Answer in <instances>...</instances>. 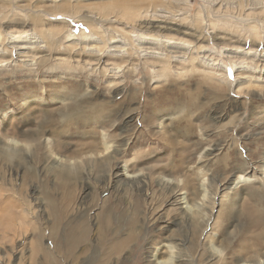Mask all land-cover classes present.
<instances>
[{"label": "rangeland", "instance_id": "1", "mask_svg": "<svg viewBox=\"0 0 264 264\" xmlns=\"http://www.w3.org/2000/svg\"><path fill=\"white\" fill-rule=\"evenodd\" d=\"M39 1L0 0V31L35 32L42 41L21 54L0 45V197L17 205L9 214L0 210V264H156L170 255L179 256L174 264H264V99L238 90L249 77L264 81V0H71L55 12ZM118 2L126 14L113 9ZM38 14V23L28 18ZM82 30L108 42L113 34L127 50L97 64L80 53ZM142 33L186 50L154 45L147 50L160 54L146 56L136 45ZM235 49L257 54H229ZM113 67L132 72L116 80L131 81L116 97L108 89L116 82L100 75ZM164 71L173 83L155 82ZM129 89L144 94L131 108L177 89L186 96L199 89L200 107L183 100L165 113L141 111L126 144L123 115L70 116L78 104L89 106L95 91L119 102ZM21 137L27 142H13ZM107 137L126 149L112 168L103 159ZM2 146H15L13 162ZM58 159L79 162L66 179L53 169ZM129 164L135 172H126ZM243 167L249 178L236 183ZM133 174L143 181L117 179ZM65 227H86L87 240L73 248Z\"/></svg>", "mask_w": 264, "mask_h": 264}, {"label": "bare ground", "instance_id": "2", "mask_svg": "<svg viewBox=\"0 0 264 264\" xmlns=\"http://www.w3.org/2000/svg\"><path fill=\"white\" fill-rule=\"evenodd\" d=\"M70 1L71 0H48L47 2H45V1L42 0V1H39V3L42 4V5H52L53 11L55 12L59 8H67V5H68V3H70ZM159 1L163 2V1H166V0H159ZM144 2L145 3H148V4H156L157 3V0H144ZM119 4H121V3H119V2L116 3L115 6H113V9H119L120 8L121 9L120 12H122L123 14H126L127 13L126 9L123 8V7H121ZM142 4H144V3L142 2ZM41 7H44L45 8V6H41ZM67 13H70V12L67 11ZM99 13H101V14L103 13L105 15L108 14L107 12H104V11L103 12H99ZM40 16L42 17L43 15H41V14L34 15V16L29 15L28 18H30V21H33L34 23L35 22L38 23L39 20L42 19ZM0 21L2 22L3 20L0 19ZM18 21L19 22H22V23H26V21H24V20H22V21L18 20ZM19 22H18V24H19ZM153 27H155V26H153ZM156 28H158V27L156 26ZM160 29L167 31V28H160ZM74 32L75 31L73 29L71 32H69V36L71 37V35H73ZM80 33H81V36L79 37V39H80L79 43H81V44L84 45V47L82 48V50H81L80 53L82 55H85V56L91 55V57H93L97 61V64L98 63H102L103 61H105V58L111 59V60L112 59L113 60L114 59H117V56L120 55L119 53H124L127 50L123 46V43H121L120 40H118L116 38V36H114L113 34H110L108 36V39H110L109 42H108V41H105L107 39L104 40V39H101L99 37H93V36H95L94 34H86V32L84 30H82ZM74 35H76V34H74ZM71 38L73 39L74 42L76 40H78V39L75 38V36H73ZM138 39H140V40H137V44H136L138 46L137 49H139V51H141L142 53H144V55L146 54V56H150V54H153L152 57H157L158 55H156V54H160L158 52H154V51H151V50L148 51L147 50L148 48H152V46H154V45H156L158 47H164L168 51H172V52H180V51L186 50L184 46H182L181 44H176V43L172 42L171 39L160 41V40H158V38L152 39V38L148 37L145 33H142L141 34V38L139 37ZM40 42H42V41H39V37L37 36V33H35V32L29 33L28 31H22V32H18V31H7V33L4 34L3 31H0V45L4 43L3 44L4 45L3 47L6 46L5 49L6 48H8V49L9 48H12V49H14V52L17 51V54H21L20 52H25V50H29L30 51L31 49L34 48L32 46L41 47L39 45ZM108 44H110L109 47H111L109 49L106 46ZM75 45H76V43H75ZM88 46H90V49L88 48ZM2 50H3V48H0V51H2ZM95 50H97V51H95ZM236 53H242V54H245V55H250L253 58L256 57L255 55L257 54V53H253L252 50H247V51L246 50H242V49H240V50L239 49L229 50V54L234 55ZM128 56H129V54H128ZM180 57H182V56H180ZM258 57H259V59H261V61H264V53L259 54ZM3 58H5V57H3ZM245 64H247V63H245ZM208 65L215 66V67L216 66L220 67L219 66L220 64H218V63H212V64L208 63ZM93 67H94V65H93ZM119 68L120 67H113V68H110V69L108 68L109 71L111 70V73H108V74H107V72H103V71H101V73H100L101 77L106 75V77H108V79H110V81L112 80V82H116L113 87L112 86L111 87L108 86V89L109 90L111 89L110 92L113 94V97L119 96L124 91L126 85H128L129 82L131 83L130 80H128L126 83H124V81L123 82L120 81V82H122L121 84L117 83V81L119 79H121L123 76H127L128 75V72H129V77L132 76V72L131 71H124L123 74L120 73ZM220 68H222V67H220ZM92 70H94V69H92ZM263 70H264V67H263ZM97 74H96V77L99 76ZM155 77L157 78V80L155 82H157L158 84L159 83H165L166 84V83H171V82L173 83V81H175L171 76L170 77L168 76V74H167L166 71H164L163 73H157L155 75ZM163 78H165L166 80L165 81L162 80ZM76 85H78V84L76 83ZM175 85H176V83L174 84V86ZM213 86H217V88H218V89H216L215 92L219 91L221 94L224 92V90H223L224 88H221L219 84H212V87ZM238 86H239V89L238 90L241 89L242 91L245 92V94L246 93H251V91H260L259 93H260L261 96L263 95V99H264V94H262V93H264V81H261L259 79H255V78L249 77L245 81H241ZM103 87H104V85H103ZM128 87H130V86H128ZM159 87L160 88H163L161 86H159ZM140 88H142V87H140ZM163 89H165V88H163ZM160 90H162V89H160ZM198 90L199 89H197L196 92L191 93L189 96H186L185 94H183L180 89H177V90H169L164 95L158 94L157 97H156V99H155V101H153L152 106L150 105V103L148 101H145L142 104V107L137 105L136 108H131L130 106H132V104L133 105L134 104L135 105L138 104L137 98L144 96L143 90H139V92H134V91H130V89H129L127 91V94L124 95L125 97L123 96V99L120 100L119 102H117L116 99L115 100L113 99L111 101H109V100L107 101L104 98H99L98 96L99 95H102L101 93L103 91H101V90L100 91H95V92H93V94L96 93L95 94V96H96L95 97V100H93L94 98L91 99L89 101V106H87V107L86 106L82 107L80 104H78L76 107L73 108V110L70 111V116L71 115H75V114H85V113H88V112H90L91 114L96 115V116H103L105 113H108L110 115V113L117 112L118 113V116H122L123 115L125 117L124 123H123V125L121 127V130H122V132L124 134L125 144H126L127 141H130V139L132 137V134H133V133H131V131L133 129V121L135 120V117H134L135 114L141 113V111H142V113L152 112L154 110L153 108H155L154 111H156V112L165 113V112L169 111L175 104L180 103L183 100H188V104L190 106L200 107V102L198 101L199 95H200V90L199 91ZM260 95H258V96H260ZM75 102H77V101H73L74 104H75ZM151 107H153V108H151ZM93 122L95 123V121H93ZM105 131H107L105 134L106 135H109L108 132H111L112 129H106ZM42 135H44V130L43 131H39L36 134V136H38V137L39 136H42ZM29 136H30V134H25V137L26 138H28ZM12 139H13V142H16L17 144L19 142H21V143H23V142L26 143L27 142V139L25 140L23 138L22 139L18 138L19 140L14 139V138H12ZM119 139H121V141H122V136ZM104 141H105L104 142V144H105L104 145V148H105V150L108 151V153L103 156V159H104V162L107 164L108 168H112L113 165L115 164V161L117 160L118 154H120L122 152H126L125 151L126 149H124V146L122 147V145H120L119 143H117L116 145H113V143H115V142H112L110 137H107ZM2 147L7 150V152L4 150V155L7 156V159H9V161L13 162V159L15 158L14 157V154H16V153H13V150L15 151V149H16L15 146H13L14 148L12 150H9V151H8V148L6 146H2ZM212 153L213 152H209L208 154H212ZM61 163L62 162H59V159L58 160H55V162L53 164V169L56 170V174H58V175L60 174L64 179H66V177L68 175L70 176L71 170L73 172V168L72 167H75V165L77 167L79 162L77 160V163L76 162H74V163L68 162V164H61ZM241 168H240V171L238 172L240 174H238V176H237L238 178L236 179V183H239V182L241 183L242 181H244V180L246 181L249 178V177H247V178L245 177V174L244 173L246 172V169H244V167H243V169H241ZM245 168H246V166H245ZM126 172L127 173L128 172L129 173L130 172L131 173L135 172L134 170H132V165L131 164H129L127 166ZM72 175L73 174H71V176ZM133 175L134 176H132V178H130L128 176H124V175H123V177L117 176V179H118V181H120V182L124 181V183H127V184L128 183H140L141 181H143V178L141 177L142 174H139V176H137L136 174H133ZM214 180H215V177L212 176L210 178V182L213 183ZM116 184L119 185V183H116ZM166 184L169 187L173 186V188H174V186L175 187H179V185H180L178 182H175V184H173V183H170V181L166 182ZM184 184H186V183H184ZM192 198H193L192 195L191 196L188 195V196H186L184 198V199H186V201H185V204H186L185 209L186 210L184 211V214L187 217H189V218L191 217L190 216L191 215V211L193 212V206H195V203H192ZM13 201L14 200L11 201L10 198H9V200L4 201L2 199V197H0V210L1 211L4 210V212H6L8 214L11 213L9 209L15 210V208L17 206L15 204V202H13ZM65 201L68 202V203H70L72 201V193H68V195L65 198ZM106 206H107V204H106ZM105 207H104V210H105ZM67 209H66V211H67ZM17 210H19V209H17ZM106 210H108V209H106ZM199 211H200V209L198 210V213H199ZM62 212H64V211H62ZM108 212L111 213L110 211H108ZM64 213L57 217V225L55 227V231H57L58 228L60 227V225L62 224V221L64 220ZM194 214H195V212H194ZM101 218H103V217H101ZM76 223H78V222H76ZM131 223H132V221H131ZM202 224H204V221H202ZM79 226H80V224H79ZM128 227H130V225ZM7 228H11V227H9L7 225ZM70 228H72V227H70ZM63 231H65V233L64 234L62 233L63 234L62 236H64V237L67 236V238L71 242V245L73 246V248H76L78 245H80L81 243H83L84 241H86L87 238H88V230H87L86 227L85 228H78V229L77 228L76 229H70V230H67L66 227H65V230H63ZM130 232H132V231H130ZM55 236H56V234H55ZM167 244H166V246H167ZM169 246L170 247H173L172 244L169 245ZM250 248H251V246H250ZM214 249H215L214 252H217L218 251L217 250V247L215 245H214ZM258 252H261V251H258ZM212 253H213V251H212ZM219 253H221V252H219ZM178 257H179L178 255H176V256L170 255L167 258H162V256H161V257L157 258V260L158 259H160V260H158V262L156 264H174V263H176ZM252 260H254V259H252ZM262 261H263V259H262ZM242 264H249V263L244 262Z\"/></svg>", "mask_w": 264, "mask_h": 264}]
</instances>
